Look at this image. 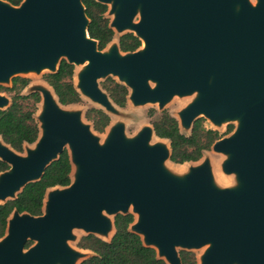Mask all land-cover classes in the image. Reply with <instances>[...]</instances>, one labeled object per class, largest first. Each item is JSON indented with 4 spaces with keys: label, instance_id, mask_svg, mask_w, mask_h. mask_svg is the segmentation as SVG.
<instances>
[{
    "label": "water",
    "instance_id": "obj_1",
    "mask_svg": "<svg viewBox=\"0 0 264 264\" xmlns=\"http://www.w3.org/2000/svg\"><path fill=\"white\" fill-rule=\"evenodd\" d=\"M94 1L108 7L114 32L103 50L89 35L83 0H0V85L55 74L65 60L81 99L110 117L101 138L48 83L57 101L36 84L25 89L23 95H40L37 109L45 104L40 118L34 114L39 137L22 155L0 136V160L10 167L0 173V205L40 181L65 150L71 183L47 190L41 216L14 210L0 239V264H81L95 254L71 246L74 230L110 242L115 217L128 214L129 231L166 264H182V251H201L198 264H264V0ZM128 33L141 46L124 53L119 39ZM85 64L77 84L76 68ZM109 77L127 87L133 106L163 109L176 96L194 95L174 117L187 137L199 119L215 127L236 123L211 147L226 157L223 172L235 184L215 183L207 156L175 176L165 162L183 164L171 161V142L153 125L127 136L123 114L100 84ZM11 104L0 92V110ZM153 136L168 143L151 144Z\"/></svg>",
    "mask_w": 264,
    "mask_h": 264
},
{
    "label": "trees",
    "instance_id": "obj_2",
    "mask_svg": "<svg viewBox=\"0 0 264 264\" xmlns=\"http://www.w3.org/2000/svg\"><path fill=\"white\" fill-rule=\"evenodd\" d=\"M14 6H19L23 0H6ZM86 15L90 19L88 28L92 39L99 42V49L103 50L113 40L114 32L109 28V20L105 18L108 7L94 0H83ZM121 51L135 52L141 46V41L132 33L125 34L119 39ZM74 66L63 60L55 74L44 77L59 102L64 105L79 104L82 99L76 91L74 82ZM30 84V80L16 77L12 80V87H0V92L8 91L12 94V104L5 110H0V136L16 152L22 153L25 144H33L39 137V128L34 119L37 113V104L41 101L38 93L23 95V91ZM103 88L109 93L111 99L120 107H125L129 91L127 87L113 79L103 83ZM37 110V111H36ZM86 118L93 122L94 129L103 133L110 124V117L100 109L92 108L86 113ZM155 133L159 138L171 142V161L176 164L197 162L203 157L205 151H210L213 144L222 138L218 131L206 129L204 119L194 123L190 136L181 133L178 121L168 113L153 122ZM233 131L230 127L228 134ZM9 165L0 160V173L8 171ZM72 166L68 152L65 150L57 161L52 163L45 171L42 179L28 184L18 198L0 205V239L5 236L8 219L14 210L19 213H28L32 216H41L45 195L48 189L71 183ZM134 222V216L128 214L115 217L116 234L110 242H104L94 235L82 237L78 247L92 251L95 255L81 264H166L157 258L156 251L143 245L141 238L129 231ZM30 243L27 244V247ZM182 264H198L196 255L192 252H181Z\"/></svg>",
    "mask_w": 264,
    "mask_h": 264
},
{
    "label": "rangeland",
    "instance_id": "obj_3",
    "mask_svg": "<svg viewBox=\"0 0 264 264\" xmlns=\"http://www.w3.org/2000/svg\"><path fill=\"white\" fill-rule=\"evenodd\" d=\"M251 1H253V0H251ZM110 20H111V18H110ZM120 36H121L120 34L116 33L117 38ZM81 67H83V66H81ZM79 72H80V68L77 67L76 68V75H78ZM47 73L48 72L43 71L40 75L25 74V75H21V76L28 78L30 80V84H36V86L41 89L42 87H47V85L45 83H43V82H45L44 77H45V75H47ZM115 78L116 77H112V78L109 77V78L101 80L100 84H101L102 89L105 90L103 88V85H102L103 83L107 82L109 79L116 80ZM76 83H77V81H76ZM0 86H2L5 89L10 88V86H8V85H0ZM23 92H24V94H26L27 90H24ZM1 93L3 95H6L7 97H9L12 101V94L11 93H9L8 91H2ZM108 95H109V93H108ZM193 100H194V95L184 96V97L176 96L169 103H167L163 109H161L159 107L158 103H156V104L150 103V104H146L143 106H133V104L130 101H127L126 106L123 108L118 106L117 104H115V105H117L119 107L120 112L123 114V118H121V121L123 123H125V125H126L127 136L133 137L139 132V130L142 127H144L146 125H153V122L159 120L161 118V116L163 115V113H168L172 117L177 118L179 116L180 112L184 108H186L189 104H191L193 102ZM71 107L74 109L82 110L84 112V121L93 126V124H92L93 122L89 121L86 118V113L92 108H100L98 105L91 102L87 98H83L81 103L72 105ZM117 120H118L117 118L112 117L111 123H114ZM204 127L206 129L218 130L219 133L221 134L222 138H225L229 135L227 132H228L230 127H233V129H235L236 123H230V124L226 123V124H223L221 127H215L209 121H207L205 119L204 120ZM93 130H94V128H93ZM94 132L98 136H100L101 138H104L105 134L107 132V129L105 130L104 133L97 132L96 130H94ZM157 141H159V140L157 138H154L152 140L151 144H155V143H157ZM25 153H26V151L24 150V152H22L20 154L25 155ZM206 156L211 158L212 167H213L212 170H213L214 177L217 178L216 180L219 184H222V185H219V184L218 185L224 186V187L234 185L235 184V176L234 175H226L223 172L222 163L224 162L226 157L223 154H219V153L214 152L213 150L205 152L203 158ZM200 161L193 163L191 165H194V164L197 165L200 163ZM188 164L189 163L183 164V165H173L171 162L170 163L167 162L166 167L169 168L170 170H175V169L176 170H182L183 169L184 173L186 175L190 170ZM219 176H221V177H219ZM73 234H74L76 239H75V241L71 242V246L73 248H78V244H79L81 238L86 236L87 233L83 230L77 229V230H74ZM32 245H33V242L30 243V246H32ZM200 253H201V251H195L196 257H197V255H200Z\"/></svg>",
    "mask_w": 264,
    "mask_h": 264
},
{
    "label": "bare ground",
    "instance_id": "obj_4",
    "mask_svg": "<svg viewBox=\"0 0 264 264\" xmlns=\"http://www.w3.org/2000/svg\"><path fill=\"white\" fill-rule=\"evenodd\" d=\"M87 64H85V65H81V66H83V67H81V66H77V67H79L80 68V72L78 73V75H76L75 76V79H76V81H77V84H79V76H80V73L83 71V69L85 68V66H86ZM41 91H42V93H44V95H45V93H50L51 92V94H52V96H53V98L57 101V98L55 97V95H54V93H53V91H52V89L49 87V86H47V87H42L41 88ZM44 108H45V104L44 103H41L39 106H38V111H37V113H36V116L38 117V118H40L41 117V115H42V113H43V111H44ZM154 138H156L155 136H153L152 137V139H151V141L150 142H152V140L154 139ZM158 139V138H157ZM159 141H157V142H163L162 144H164V142L167 144L168 143V141H163V140H160V139H158ZM0 143L1 144H3V141H2V139L0 138ZM167 162H169V161H167ZM167 162H165V164H164V166H166V163ZM167 168V167H166ZM169 171H171L175 176H177V177H183V176H185V173H184V170L182 169V170H170L169 168H167ZM188 171V170H187ZM219 177H221V176H219ZM218 177V178H219ZM215 183H217V184H219L218 182H217V180L215 181ZM219 185H222V184H219ZM113 233V232H112ZM104 236V235H103Z\"/></svg>",
    "mask_w": 264,
    "mask_h": 264
},
{
    "label": "flooded vegetation",
    "instance_id": "obj_5",
    "mask_svg": "<svg viewBox=\"0 0 264 264\" xmlns=\"http://www.w3.org/2000/svg\"><path fill=\"white\" fill-rule=\"evenodd\" d=\"M3 1H6V0H3ZM6 2H8V1H6ZM10 3V2H9ZM11 4V3H10ZM14 6V5H13Z\"/></svg>",
    "mask_w": 264,
    "mask_h": 264
}]
</instances>
